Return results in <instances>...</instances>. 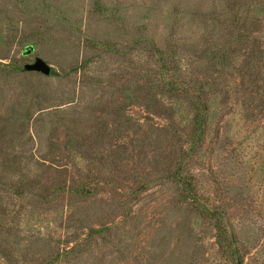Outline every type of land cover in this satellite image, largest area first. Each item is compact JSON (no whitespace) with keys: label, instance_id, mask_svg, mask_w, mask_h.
Returning a JSON list of instances; mask_svg holds the SVG:
<instances>
[{"label":"rangeland","instance_id":"obj_1","mask_svg":"<svg viewBox=\"0 0 264 264\" xmlns=\"http://www.w3.org/2000/svg\"><path fill=\"white\" fill-rule=\"evenodd\" d=\"M252 5L0 0V264H264ZM37 58L55 74L26 70Z\"/></svg>","mask_w":264,"mask_h":264},{"label":"trees","instance_id":"obj_2","mask_svg":"<svg viewBox=\"0 0 264 264\" xmlns=\"http://www.w3.org/2000/svg\"><path fill=\"white\" fill-rule=\"evenodd\" d=\"M246 1V0H244ZM252 5L251 11L253 12L252 16H249L248 18H243V29L240 31L242 34L239 37L240 40H248L250 36L248 33H251L254 27L256 29H261L264 27V0H250ZM264 29V28H262ZM55 74V71L52 69L51 75ZM206 118L204 114L199 113L198 111L196 114H194V120L192 124V136L189 137L188 144L191 145V149L193 148V145H195L196 142L200 141L201 138L204 136L203 132V125ZM189 145V146H190ZM190 149V150H191ZM171 182H174L177 186L180 187V194L183 198V201L187 202L189 205H193L194 207H202L204 208V212L207 213V216L211 217L215 214L212 209H210L209 206L204 205L200 202L199 198L195 195V184L192 180L188 179L183 175V172L181 171V167L178 168V170L171 174ZM86 191L84 187L80 189V192ZM186 192V193H185ZM185 194V195H184ZM202 205V206H201ZM218 220L220 219L219 216H215ZM221 231V230H220ZM229 247V245H227ZM235 264H243L244 261L240 258L239 260H234Z\"/></svg>","mask_w":264,"mask_h":264},{"label":"water","instance_id":"obj_3","mask_svg":"<svg viewBox=\"0 0 264 264\" xmlns=\"http://www.w3.org/2000/svg\"><path fill=\"white\" fill-rule=\"evenodd\" d=\"M32 50L33 46L28 45L25 47L23 53L27 54L30 53ZM25 69L30 71H38L45 75H50L52 71V66L48 64L45 60L37 58L34 63L25 65Z\"/></svg>","mask_w":264,"mask_h":264}]
</instances>
